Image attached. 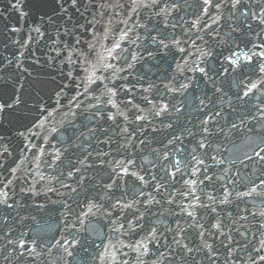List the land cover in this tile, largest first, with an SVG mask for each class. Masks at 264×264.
<instances>
[{
  "label": "snow or ice",
  "instance_id": "obj_1",
  "mask_svg": "<svg viewBox=\"0 0 264 264\" xmlns=\"http://www.w3.org/2000/svg\"><path fill=\"white\" fill-rule=\"evenodd\" d=\"M6 8L0 264H264V0Z\"/></svg>",
  "mask_w": 264,
  "mask_h": 264
},
{
  "label": "water",
  "instance_id": "obj_2",
  "mask_svg": "<svg viewBox=\"0 0 264 264\" xmlns=\"http://www.w3.org/2000/svg\"><path fill=\"white\" fill-rule=\"evenodd\" d=\"M6 5L7 0H0V8L5 9L4 16L0 17V47H2L4 43L8 42L9 37L12 36V34L8 31V28L17 26V15L12 11L7 10ZM53 199H55V197H53ZM23 214L35 216L41 225H44L46 222L51 225H55L56 223V215L54 212L49 215L46 212H38L34 209H29V211Z\"/></svg>",
  "mask_w": 264,
  "mask_h": 264
}]
</instances>
